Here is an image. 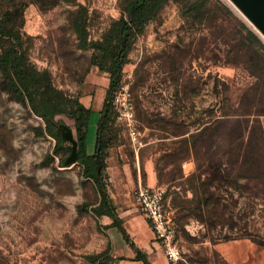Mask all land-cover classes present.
Returning a JSON list of instances; mask_svg holds the SVG:
<instances>
[{
  "label": "rangeland",
  "instance_id": "obj_1",
  "mask_svg": "<svg viewBox=\"0 0 264 264\" xmlns=\"http://www.w3.org/2000/svg\"><path fill=\"white\" fill-rule=\"evenodd\" d=\"M128 1L0 0V24L15 30L45 101L59 108L56 118L76 139L80 98L98 93L100 102L109 75L91 63L93 50L82 45L74 23L83 25L86 42L100 40ZM195 2L168 0L133 39L104 132L102 179L119 211L136 209L138 186L163 190L179 264H227L216 246L244 236L257 247L235 264H264L261 178H238L229 165L221 167L228 172L222 178L206 161L197 167L188 142L189 133L223 111L264 110V49L241 43V25L263 43L264 36L231 0ZM8 47L2 39L0 57ZM14 85L0 60V264H114L119 234L94 211L100 198L93 181L78 161L60 166L69 149L54 154L55 140ZM98 118L90 112L88 152ZM218 128L236 132L240 124ZM228 145L203 142L207 156Z\"/></svg>",
  "mask_w": 264,
  "mask_h": 264
},
{
  "label": "trees",
  "instance_id": "obj_2",
  "mask_svg": "<svg viewBox=\"0 0 264 264\" xmlns=\"http://www.w3.org/2000/svg\"><path fill=\"white\" fill-rule=\"evenodd\" d=\"M167 1L129 0L124 7L123 14L111 24L103 37L92 42H86V30L83 25L77 21L74 23V28L82 45L93 50L91 63L100 71H104L109 75L108 86L105 90L96 124V137L92 152L87 151L84 141L91 110L84 108L79 103L76 115L73 117L78 142L76 161L83 167L84 176L93 181L99 194L100 200L94 211L98 215L109 217L112 220L110 225L116 227L124 236L125 231L121 224L122 221L115 211L106 184L102 179V172L105 168L103 154L106 148L104 132L110 119L112 100L118 88L122 68L126 62L131 43ZM198 1L205 0H196V2ZM11 3L15 4L14 0ZM241 26L247 31V37L240 39L241 43L249 42L264 49V43L259 35L243 24ZM2 39H8L9 47L0 57V60L6 73L10 76V81L15 84L14 89L22 96V99H26L32 112L42 118L44 130L41 131H44L55 140L54 154L58 155L61 150H68L66 141L61 135L66 124L62 119L56 118L62 112L59 108H54V105L45 101V89L41 86L40 80L34 77L35 70L29 69L25 65L23 55L19 52V37L15 34V30L12 27L7 28L5 25L0 24V41ZM254 108L240 111L236 109L230 112L223 111L218 117H209V120L201 124L200 129L196 128L195 131L189 133L190 155L197 167L205 161L209 162V164L214 165L216 175L224 178L228 177V172L221 167L223 165L233 166L238 168V178L256 176L261 178L260 181L264 185V126L259 118L264 115V110H258L256 106ZM224 122L239 123L240 128L236 132L233 129L219 132L218 127ZM206 137L219 142L226 140L233 143V145L218 147V149L211 152V156H207L209 151L204 149L203 146ZM59 164L60 166H67L64 159H60ZM208 201L209 199L205 198L203 203L208 204ZM243 238H248L257 244L250 237L244 236ZM98 257L99 255L91 257L94 263ZM136 257L143 260L145 264H150L141 252H138Z\"/></svg>",
  "mask_w": 264,
  "mask_h": 264
},
{
  "label": "crops",
  "instance_id": "obj_3",
  "mask_svg": "<svg viewBox=\"0 0 264 264\" xmlns=\"http://www.w3.org/2000/svg\"><path fill=\"white\" fill-rule=\"evenodd\" d=\"M109 82V80H108ZM106 83V88L108 86ZM106 89L102 90L100 102H96L92 93H85L80 98V104L91 111L99 112L102 107L103 95ZM134 208L126 211H119L115 208L118 217L121 219L125 236L116 228L119 234L118 247L115 250L114 264H145L143 260L137 259V253L144 254L150 264H167L163 249L156 240L150 222ZM257 245L250 239L231 240L229 242L218 244L217 250L224 255L228 264H235L240 258L241 252H254Z\"/></svg>",
  "mask_w": 264,
  "mask_h": 264
},
{
  "label": "built area",
  "instance_id": "obj_4",
  "mask_svg": "<svg viewBox=\"0 0 264 264\" xmlns=\"http://www.w3.org/2000/svg\"><path fill=\"white\" fill-rule=\"evenodd\" d=\"M163 201L161 188L138 186L134 192L135 206L150 222L156 240L164 248L167 264H179L181 256L172 241L173 229L165 214Z\"/></svg>",
  "mask_w": 264,
  "mask_h": 264
},
{
  "label": "water",
  "instance_id": "obj_5",
  "mask_svg": "<svg viewBox=\"0 0 264 264\" xmlns=\"http://www.w3.org/2000/svg\"><path fill=\"white\" fill-rule=\"evenodd\" d=\"M250 20L256 29L264 36V0H231ZM68 142L69 155L64 159L66 164H73L77 160L78 142L72 130L65 126L61 133Z\"/></svg>",
  "mask_w": 264,
  "mask_h": 264
}]
</instances>
